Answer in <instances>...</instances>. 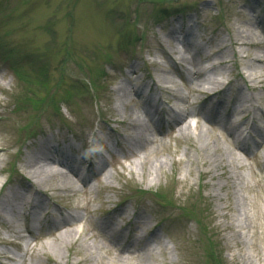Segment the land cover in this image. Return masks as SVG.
Masks as SVG:
<instances>
[{
  "label": "rangeland",
  "instance_id": "1",
  "mask_svg": "<svg viewBox=\"0 0 264 264\" xmlns=\"http://www.w3.org/2000/svg\"><path fill=\"white\" fill-rule=\"evenodd\" d=\"M257 2L264 15V0ZM252 3L0 0V147L4 149L0 153V185L11 174L13 182L7 189L26 198L28 183L17 178V170L26 173L22 160L27 154L42 156L44 148L53 142L67 145L70 141L80 148L87 139L111 129L125 150L107 166V179L100 175L86 188L52 189L47 197L39 196L42 207L51 197L58 205L75 207L82 215L74 226L79 236L90 238L87 251L77 248L79 255H89L90 264H264V144L255 154H239V165L222 174L215 162L218 158L206 164L191 138L179 137L174 128L164 135L153 133L155 143L137 152V156L148 153V162L155 167L153 175L157 177L148 183L151 176L147 168L133 165L137 156L128 153L132 145L126 135L132 130L118 123L137 113L135 97L127 92L118 101L115 91L118 85L125 91L130 87L137 90L148 76L158 80L165 75L172 82L170 93L176 89L187 95L189 110L204 112L208 102L201 105L199 95L186 94V82L178 78L182 69L178 64L170 65L176 58L167 34L173 30L177 49L199 60L205 54L199 57L197 49L211 55L233 26L245 27L242 20L253 14L247 7ZM186 11L193 14L197 32L194 44L181 48L174 23L181 18L185 21ZM43 64L49 66L46 82L37 76ZM134 65L140 72L128 74ZM231 72L219 68L213 77L226 83L237 81ZM241 90L238 85L234 88L235 94ZM254 94L260 97L257 104L264 107V91ZM239 97L244 99L241 94ZM194 98L200 101L193 104ZM189 120L222 133L218 126L206 124L197 116ZM220 136L225 140L223 134ZM223 142L229 149L234 147L229 141ZM13 201L11 207L0 210V216L16 214L23 198L20 195ZM129 218L134 222L128 239L123 245V237L115 243L129 248L121 257L117 250L98 242L96 225L111 221L124 226L120 221ZM2 223L0 218V239L11 238L15 233ZM156 225H162V230L150 234ZM154 232L162 233L159 239ZM133 235H143L144 239L136 241ZM52 238L34 241L24 264H45L46 256L39 249ZM93 241L99 248H94ZM2 244L1 252H16L14 244ZM77 252L75 247L67 248L64 263L75 259Z\"/></svg>",
  "mask_w": 264,
  "mask_h": 264
},
{
  "label": "bare ground",
  "instance_id": "2",
  "mask_svg": "<svg viewBox=\"0 0 264 264\" xmlns=\"http://www.w3.org/2000/svg\"><path fill=\"white\" fill-rule=\"evenodd\" d=\"M252 1V5L247 7L252 10L253 14L250 13L246 15L245 20H242L245 27L238 25L233 26L228 37L221 40L214 53L211 55L206 54L203 48H199L196 50V53L199 57L205 54L203 58L196 60L194 55L185 56L181 50L177 49L175 43L173 42V30L169 31L166 37L168 38V41L172 43L171 49L176 58L175 63H172L178 64L179 68L182 69L180 70L181 73L178 72V78L182 81L185 80L186 94H191L192 96L195 94L197 96L199 95L198 97L200 100H202V98H207L208 105L212 104L215 106V98H221L224 93V96L229 97V92L232 90H227L226 86L229 88L233 87L234 89L238 85L239 88L242 89V93H239V96L240 94L243 95L244 99L242 100L241 97H236L235 102L231 100V109L236 115L230 117L218 112L216 114V118L219 119V122H216L212 117L207 114H203L201 111L194 112L189 110L187 95L181 94L176 89L170 93L176 101L174 104L175 107L177 109L180 108L181 110L173 120L174 131L179 137L185 138L186 140L191 138L193 140L194 143L192 146L201 152V155L203 156L202 160H204L206 164L213 163L214 158H218L215 162L218 168L220 166L219 169L222 174L227 173L231 166H237L240 162L239 154H241V152L236 146L233 129L241 123L242 125H246V123H249L250 120L254 119L257 115L260 116V118L264 117V107H260L257 104L260 97L257 96V94H254L259 90L264 91V33L261 29H258V25L261 22V13L259 11L260 5L257 0ZM187 35H189V38L184 42V44H180L181 48H183V46L188 47L194 44V41H192V39H194V34L189 31ZM225 54H227V57L224 56ZM201 64L205 65L201 66ZM219 68L232 71L231 73H234L233 76L237 77V81L226 83L213 77L215 75V71ZM131 71L132 72L130 74L134 73L135 69H132ZM158 71L161 73L165 72L164 69L159 67ZM184 72L186 73L185 76H183ZM170 80L164 75L162 79H154L153 82L158 89L165 90L167 88L170 89L169 83H172ZM228 80L230 79H227V81ZM115 91L118 95V101L119 99H122L123 96H126L127 92L135 93L133 87H130L128 91H125L120 85L115 87ZM199 99L194 98L192 103L195 104ZM226 101L227 99H225V102ZM227 104H229L228 101ZM262 104H264V102ZM139 107L135 116H127L118 121L119 124H124L132 130L130 135H126L129 137V141L132 145V149L128 152L129 155L132 156H137L138 151L142 152L147 149L148 146L155 143V137L152 135L148 127V122L153 120L156 114L155 106H151L148 112H143L142 107ZM240 114H243V118H247L246 121L249 122L245 123L242 121ZM193 116L201 118L206 124L214 123L218 126L222 132L220 134H223L222 137H224L226 141L233 144L234 149H229L226 144H223V141L225 140L221 139L220 134L213 133L208 126L198 122H195L194 124L191 123L189 119ZM208 137H211V140H209ZM53 144L57 145L56 147H59L57 142H53ZM212 148H214V150H212ZM48 150L50 149L45 147L44 154L41 152L42 156L37 155V153L34 152L33 154L30 153L24 157L22 162L26 168L24 169L26 170V173L19 172V170H17V176H19L24 182L28 183L30 194L28 192V196L24 198L21 192L11 189L10 192L6 194L2 200H0V208L2 210L4 207H11L14 204L13 200H15L16 197L20 198V195L23 198L24 207L38 209L40 203L36 200V197L39 195L47 196L52 189H58L61 191L75 190V186L79 183L78 178L75 176V172L72 168L70 169L69 166L67 169L70 171L67 170L62 163L54 161L53 156L50 157L47 155L49 152ZM234 150L236 152H234ZM3 151L4 149L0 147V153ZM66 158L67 157H65V159ZM132 164L137 166L139 165L142 169L144 167L147 168V171L151 176L148 183L156 179L157 176L153 175L155 167H151L148 162V153L144 152L142 156L139 155L135 157ZM59 167L66 169V171L60 170ZM104 167L98 171V175H102L104 179H107L109 175L105 174ZM1 168L2 166L0 165V171L2 170ZM132 171L133 168H130V172ZM206 172L207 170L203 171L204 174ZM230 176L231 175L228 173L226 178L229 179ZM93 179L94 178H91L89 183ZM86 185L87 184H82L81 186L86 187ZM232 192H234V190ZM16 213L18 214L20 212ZM82 218L81 214L72 216L71 219L66 221V223H63L61 226L56 228V233L51 242L44 244L41 249H39L40 252L46 256L45 264H90L89 261L91 260V257L89 255L85 253L79 255L77 252L79 248H83L84 251H87L85 245L87 244L88 238H90H87L84 235L79 236V230L74 226V224ZM143 219L145 221L147 218ZM13 221L15 220L13 219L11 222ZM96 228L99 232L100 238L98 242L100 244L102 243L104 247L117 250V254L121 257L122 253L129 251V248L127 247H122V249L115 248V241L122 238L123 226L112 222L105 225H96ZM143 237L144 236L142 235L136 237L135 239L136 241H139L144 239ZM98 242L93 241L94 248H99ZM73 247H75V250L78 253H76V258L72 261L67 260L64 263V251L67 248ZM31 248L32 246H30V249ZM24 261L25 260H23L22 264H24Z\"/></svg>",
  "mask_w": 264,
  "mask_h": 264
},
{
  "label": "trees",
  "instance_id": "3",
  "mask_svg": "<svg viewBox=\"0 0 264 264\" xmlns=\"http://www.w3.org/2000/svg\"><path fill=\"white\" fill-rule=\"evenodd\" d=\"M48 64H43V66L40 68V70L38 71L37 73V76L40 77L42 80H40V82H46L48 79V71H49V68H48ZM39 74V75H38Z\"/></svg>",
  "mask_w": 264,
  "mask_h": 264
}]
</instances>
